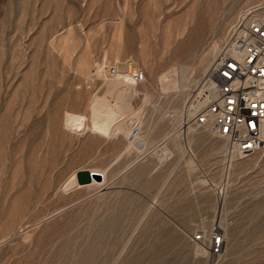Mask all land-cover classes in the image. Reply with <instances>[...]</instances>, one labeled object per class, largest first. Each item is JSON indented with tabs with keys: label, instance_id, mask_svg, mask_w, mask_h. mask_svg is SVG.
Wrapping results in <instances>:
<instances>
[{
	"label": "rangeland",
	"instance_id": "1",
	"mask_svg": "<svg viewBox=\"0 0 264 264\" xmlns=\"http://www.w3.org/2000/svg\"><path fill=\"white\" fill-rule=\"evenodd\" d=\"M260 8L264 20V0H0V264H264V145L231 160L185 112L231 27ZM105 58L142 70L132 105L160 111L141 152L125 153L121 135L62 130L65 112L88 114L104 93L93 74ZM97 165L108 168L100 189L53 192Z\"/></svg>",
	"mask_w": 264,
	"mask_h": 264
},
{
	"label": "built area",
	"instance_id": "2",
	"mask_svg": "<svg viewBox=\"0 0 264 264\" xmlns=\"http://www.w3.org/2000/svg\"><path fill=\"white\" fill-rule=\"evenodd\" d=\"M116 78L136 87L146 77L127 63L101 67L93 74V79L102 83ZM206 79L213 83L214 96L196 113L194 124L224 139L230 153H254L264 145V21L248 13L241 16L229 30ZM204 239L199 232L192 240L203 243ZM222 245V233L213 227L208 236L211 256L220 255Z\"/></svg>",
	"mask_w": 264,
	"mask_h": 264
},
{
	"label": "bare ground",
	"instance_id": "3",
	"mask_svg": "<svg viewBox=\"0 0 264 264\" xmlns=\"http://www.w3.org/2000/svg\"><path fill=\"white\" fill-rule=\"evenodd\" d=\"M262 9L263 8L254 9L251 12L250 17L253 19L262 20V19H259V13ZM262 21H264V20H262ZM115 56H116V53H115ZM206 56H205L203 61L207 62V64H210V62H211L210 56H212V54L209 53L208 56L207 57ZM116 59H118V58H116ZM108 62H109V60H108ZM130 62L131 61H129L127 64H129ZM118 63L119 62H117L116 64H118ZM105 64H107L106 58L104 59V66H102V67H106ZM131 64H132V62H131ZM96 65L98 68H101V66L99 64H96ZM133 65L135 66L134 63H133ZM84 67H86V66H83V68ZM81 68H82V66H81ZM81 68H80V71H81ZM85 69L86 68H84V70ZM86 70H88V69H86ZM205 70H207V69H205ZM90 76H92L91 73L87 75V78H89ZM181 79H177L174 81V85L178 88L181 87V85H180ZM88 80L90 81V79H88ZM91 80H93V79H91ZM109 80H110V82H109ZM106 81H107V83L105 84L104 93L102 95H96L95 94L93 96L89 106L87 105L88 114H81V113H77V112H73V111L65 112L64 116L62 117L63 118V121H62V128L63 129L62 130H64L63 132H65L66 134H69V135H71V134L80 135L81 133L83 134L84 132H86V133H89V134L96 136L100 139L117 138L119 135H121L122 140L124 141L123 151L125 153L131 151L132 149H136V150L141 152L142 150H144L146 148V146L149 143L147 135L148 134L150 135L155 129V127H154L155 123H153L152 120L155 117L154 113H156V112L160 113V111L158 110V106L153 105L152 110L149 113V115L145 113L146 107H143L139 110H136L133 107L131 101L140 92L137 89V87H134L133 85H130L127 82H124V81L117 79V78L116 79H107ZM163 81H164V77L161 76L159 78V84H162ZM143 96H144V102H143L144 106H146L148 103L150 104V101H149L150 96L147 93H144ZM213 96H214L213 83L207 79L205 84H204L202 91L200 93H198V95H195V97H196L195 100L193 102H191V104L187 105L185 112L188 113V116H192L193 114H196V112L198 110H200V108H202L209 101H211ZM164 113L166 114L167 112L163 111V115L159 114L160 116H158V118L156 120V124H157L158 120L164 116ZM126 120H129V122H130V123L128 122L129 126H126V124H125ZM144 129L147 131V135H145ZM189 129L190 128H188V130ZM168 135H169V133H165L163 135V140H165V142L169 138ZM184 141L186 144H191V142H192V140L190 138H188V139L186 138V139H184ZM180 146L182 147V145H180ZM182 149L183 148H181V150ZM161 153L162 154H159L160 155L159 159L163 163V161L167 160L168 156L171 154L166 143H165V146L162 148ZM121 154H123V152ZM228 155L227 156L231 160H233L236 156L245 157V155H239V154L234 153V152L230 153L229 150H228ZM107 169L108 168L105 166L97 165L94 168H92L91 174L92 173L93 174H102L104 177V183H105L106 178H107V175H106ZM80 173L81 172H77V171L71 173L67 178H65L59 184V186L54 188L53 192H55L56 190L59 189L60 190V194H59L60 198H63L64 194L68 193V192H69V195L72 197V196H74V195H76L82 191V190H80L82 188V182L81 181H87V180H88V183H91V185L89 186L88 189L98 190L102 187L103 184L101 185V184L97 183V180H100V178H99L100 176H97V175L90 176L89 175L88 177L87 176L82 177L80 175ZM49 197H51V195H49ZM39 212H40V210H39ZM203 234L205 237L206 234L205 233H203ZM202 245H203V243H199V242L196 244V248H195L196 253L205 254L206 249Z\"/></svg>",
	"mask_w": 264,
	"mask_h": 264
},
{
	"label": "water",
	"instance_id": "4",
	"mask_svg": "<svg viewBox=\"0 0 264 264\" xmlns=\"http://www.w3.org/2000/svg\"><path fill=\"white\" fill-rule=\"evenodd\" d=\"M89 175H90V176H95V174H93V173H92V174H89Z\"/></svg>",
	"mask_w": 264,
	"mask_h": 264
}]
</instances>
